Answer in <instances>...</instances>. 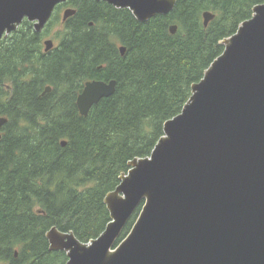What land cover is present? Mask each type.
I'll list each match as a JSON object with an SVG mask.
<instances>
[{"label": "trees", "instance_id": "1", "mask_svg": "<svg viewBox=\"0 0 264 264\" xmlns=\"http://www.w3.org/2000/svg\"><path fill=\"white\" fill-rule=\"evenodd\" d=\"M263 3L176 0L168 15L139 23L104 2L69 0L62 6L76 14L54 34L51 51L44 52L43 41L60 7L40 33L24 21L0 40V117L7 119L0 139V264H66L65 253L49 251L45 234L53 227L82 243L97 238L110 222L103 199L128 162L150 156L164 123L181 112L192 85L223 52L220 42ZM205 12L215 16L207 28ZM92 80H115V93L82 117L76 99Z\"/></svg>", "mask_w": 264, "mask_h": 264}, {"label": "water", "instance_id": "2", "mask_svg": "<svg viewBox=\"0 0 264 264\" xmlns=\"http://www.w3.org/2000/svg\"><path fill=\"white\" fill-rule=\"evenodd\" d=\"M68 0H0V40L24 21L40 33ZM128 10L144 23L176 0H91ZM76 14L66 9L62 22ZM207 28L215 16L202 15ZM170 34L177 27L170 26ZM223 52L191 87L181 112L163 125L149 157L128 162L103 199L110 222L88 243L55 227L50 252L66 264H264V3L222 40ZM44 52L54 48L44 42ZM125 47H119L121 56ZM116 81H87L76 107L86 117L115 93ZM51 92L47 86L42 95ZM7 119L0 117V139ZM61 147L67 145L61 141ZM140 208L127 236L117 243ZM17 257V252H15Z\"/></svg>", "mask_w": 264, "mask_h": 264}, {"label": "rangeland", "instance_id": "3", "mask_svg": "<svg viewBox=\"0 0 264 264\" xmlns=\"http://www.w3.org/2000/svg\"><path fill=\"white\" fill-rule=\"evenodd\" d=\"M68 8H70V9H74V8H71V7H60V10H59V12L57 13V15H58V19H57V25H55V26H53L51 29H50V31H49V34H48V36L44 39V41H43V44H44V42L45 41H47V40H52L53 41V43H54V47H56L57 46V42H56V40H54V34L58 31V30H60L61 29V26L66 22H62V15H63V12L66 10V9H68ZM56 13V12H55ZM55 13H54V15H55ZM44 46V45H43Z\"/></svg>", "mask_w": 264, "mask_h": 264}, {"label": "flooded vegetation", "instance_id": "4", "mask_svg": "<svg viewBox=\"0 0 264 264\" xmlns=\"http://www.w3.org/2000/svg\"><path fill=\"white\" fill-rule=\"evenodd\" d=\"M66 3H67V2H66ZM62 5H65V4H62ZM62 5H59V6H57L56 8L61 7ZM56 8H55V9H56ZM30 24H32V23H30ZM32 26H33V24H32Z\"/></svg>", "mask_w": 264, "mask_h": 264}, {"label": "bare ground", "instance_id": "5", "mask_svg": "<svg viewBox=\"0 0 264 264\" xmlns=\"http://www.w3.org/2000/svg\"><path fill=\"white\" fill-rule=\"evenodd\" d=\"M68 1H69V0H68ZM68 1H67V2H68ZM58 6H59V5H58ZM160 16H161V15H160ZM122 232H123V231H122ZM121 234H122V233H121ZM120 236H121V235H120ZM117 243H118V241H117Z\"/></svg>", "mask_w": 264, "mask_h": 264}]
</instances>
